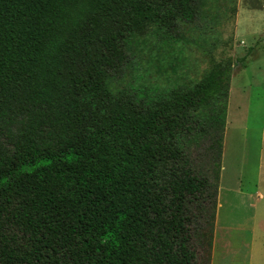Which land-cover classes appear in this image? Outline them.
<instances>
[{
	"label": "trees",
	"instance_id": "1",
	"mask_svg": "<svg viewBox=\"0 0 264 264\" xmlns=\"http://www.w3.org/2000/svg\"><path fill=\"white\" fill-rule=\"evenodd\" d=\"M216 2L235 11V0H0V264L212 261L235 61L211 58L167 88L134 66L148 37L187 41Z\"/></svg>",
	"mask_w": 264,
	"mask_h": 264
},
{
	"label": "rangeland",
	"instance_id": "2",
	"mask_svg": "<svg viewBox=\"0 0 264 264\" xmlns=\"http://www.w3.org/2000/svg\"><path fill=\"white\" fill-rule=\"evenodd\" d=\"M205 11L184 32L187 41L165 45L148 37L134 75L137 81L167 88L199 78L211 58L235 61L223 131L225 170L219 171L213 264H264V0H235L234 12L216 2Z\"/></svg>",
	"mask_w": 264,
	"mask_h": 264
},
{
	"label": "crops",
	"instance_id": "3",
	"mask_svg": "<svg viewBox=\"0 0 264 264\" xmlns=\"http://www.w3.org/2000/svg\"><path fill=\"white\" fill-rule=\"evenodd\" d=\"M227 107V106H226ZM226 118H227V120H226V126H227V123H228V112L226 111ZM225 126V127H226ZM225 170V167H224V165H222V163H221V161H220V172L222 171H224ZM222 172H221V174H222ZM219 187H220V190H221V181L219 180V182H218V190H219ZM256 193H258V196L259 197H262L261 196V194L257 191ZM218 197V196H217ZM219 206V203L217 202V204H216V208ZM216 222H217V218L215 217V224H216ZM214 228H215V226H214ZM214 244H213V249H212V261H211V264H213L214 263V256H215V249H216V244H217V234H216V230H214ZM230 243V242H229ZM230 245V244H229ZM224 248H226V245L224 246Z\"/></svg>",
	"mask_w": 264,
	"mask_h": 264
},
{
	"label": "bare ground",
	"instance_id": "4",
	"mask_svg": "<svg viewBox=\"0 0 264 264\" xmlns=\"http://www.w3.org/2000/svg\"><path fill=\"white\" fill-rule=\"evenodd\" d=\"M219 253V252H218ZM218 256V255H217ZM216 257V256H215ZM215 259V258H214ZM216 260V259H215Z\"/></svg>",
	"mask_w": 264,
	"mask_h": 264
}]
</instances>
